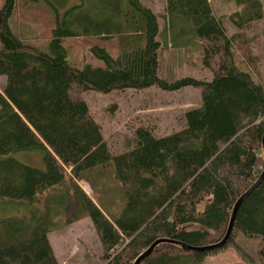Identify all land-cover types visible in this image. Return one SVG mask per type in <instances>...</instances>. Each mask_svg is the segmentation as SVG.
Segmentation results:
<instances>
[{
  "label": "trees",
  "instance_id": "obj_1",
  "mask_svg": "<svg viewBox=\"0 0 264 264\" xmlns=\"http://www.w3.org/2000/svg\"><path fill=\"white\" fill-rule=\"evenodd\" d=\"M120 1L127 9L117 5L106 18L117 29L130 24V41L121 42L117 55L93 46L103 65L83 68L66 59L62 35L68 31L53 29L50 52H40L10 27L16 0L0 5V75L6 77L0 93V210L7 211L0 214V264H59L49 232L84 217L100 240L101 264H133L158 239L164 240L140 264H203L228 246L239 250L237 234L258 238L264 264V178L237 207L222 247L184 248L223 238L236 200L264 167V85L241 67L243 59L237 61L239 32L262 17L260 0H233L227 17L236 29L232 34L209 0H166L163 14L142 0ZM80 17L92 22L89 15ZM176 45L200 52L212 78L160 77L159 51ZM151 86L197 88L200 103L183 113L178 130L156 136L138 126L132 146L113 153L82 92ZM29 150L41 151L43 168L15 156ZM104 167L126 199L114 218L79 184L87 175L105 174Z\"/></svg>",
  "mask_w": 264,
  "mask_h": 264
},
{
  "label": "rangeland",
  "instance_id": "obj_2",
  "mask_svg": "<svg viewBox=\"0 0 264 264\" xmlns=\"http://www.w3.org/2000/svg\"><path fill=\"white\" fill-rule=\"evenodd\" d=\"M142 1L155 13L163 14L165 11L166 0ZM209 1L214 13L225 19L228 33L235 32L236 29L227 18L235 10L234 1ZM260 2L262 17L251 21L239 32L237 61L243 59L241 67L249 70L264 85V0ZM117 5L121 10L127 9L126 4L120 0H16L9 23L13 33L25 45L44 53L50 52L53 29L66 30L68 35L64 33L62 39L67 61L78 68L86 65L102 66V60L91 48L97 45L117 55L121 53V42L130 41L127 33L133 30L130 24L117 29L116 24L107 21V16L116 14ZM80 15H89L92 22L85 23ZM159 23L163 26L161 17ZM185 30L189 31V26ZM243 45L247 48L246 57L242 54L245 52ZM175 48L165 46L159 51L160 77L168 80L183 76L206 80L212 78L209 68L202 64L200 52H184L182 45H176ZM5 83L6 77L0 75V93ZM81 96L113 153L132 146L134 130L138 126L152 128L156 136L178 130L183 123V113L200 103V92L194 87L165 91L151 86L141 90H113L108 93L87 90ZM15 156L24 163L43 168L42 153L39 150L16 151ZM103 169L105 174L87 175L88 180L80 181L79 184L108 217L114 218L123 208L126 199L118 184L110 178L108 169ZM95 170L97 172L99 168ZM5 209L13 210L6 206ZM5 212L0 210V214ZM48 237L59 264H101L100 240L89 218L84 217L63 225L59 230L49 232ZM235 242L239 250L228 246L216 254L206 256L203 264H260L258 238L237 234Z\"/></svg>",
  "mask_w": 264,
  "mask_h": 264
},
{
  "label": "water",
  "instance_id": "obj_3",
  "mask_svg": "<svg viewBox=\"0 0 264 264\" xmlns=\"http://www.w3.org/2000/svg\"><path fill=\"white\" fill-rule=\"evenodd\" d=\"M262 147H263V153H264V133H263V136H262ZM264 178V167H263V170L260 174V176L258 177L257 180H255V182L248 188V190H246L235 202L234 204V207L233 210H232V214H231V218H230V221H229V224H228V227H227V230L223 236V238L213 244V245H210V246H207V247H191V246H187V245H184V248L185 249H190V250H203V249H214V248H219V247H222L226 242L227 240L229 239L231 233H232V229H233V224H234V221H235V216H236V212H237V207H239L241 201L245 198V196ZM164 239H158L156 241H154L150 246L149 248H147L141 255H139L133 264H140V262L142 261L143 257L146 256L147 254H149L153 248L155 247V245L157 243H159L160 241H163Z\"/></svg>",
  "mask_w": 264,
  "mask_h": 264
},
{
  "label": "crops",
  "instance_id": "obj_4",
  "mask_svg": "<svg viewBox=\"0 0 264 264\" xmlns=\"http://www.w3.org/2000/svg\"><path fill=\"white\" fill-rule=\"evenodd\" d=\"M51 243V242H50ZM52 245V244H51Z\"/></svg>",
  "mask_w": 264,
  "mask_h": 264
}]
</instances>
